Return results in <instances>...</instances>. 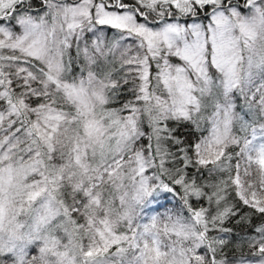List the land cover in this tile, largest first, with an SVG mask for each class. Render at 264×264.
Masks as SVG:
<instances>
[{"label":"snow or ice","instance_id":"6c2138e0","mask_svg":"<svg viewBox=\"0 0 264 264\" xmlns=\"http://www.w3.org/2000/svg\"><path fill=\"white\" fill-rule=\"evenodd\" d=\"M0 264H264V0H0Z\"/></svg>","mask_w":264,"mask_h":264},{"label":"rangeland","instance_id":"374dc122","mask_svg":"<svg viewBox=\"0 0 264 264\" xmlns=\"http://www.w3.org/2000/svg\"><path fill=\"white\" fill-rule=\"evenodd\" d=\"M162 203H164L165 208H173L174 205L176 204L175 201H173L172 203H169L168 201H161ZM161 211H164V209H161Z\"/></svg>","mask_w":264,"mask_h":264}]
</instances>
